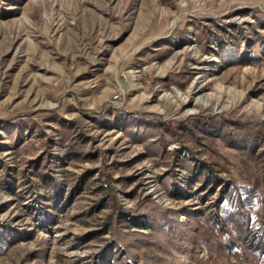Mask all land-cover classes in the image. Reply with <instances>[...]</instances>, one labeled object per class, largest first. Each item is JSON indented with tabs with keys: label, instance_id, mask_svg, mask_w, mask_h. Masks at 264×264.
Returning <instances> with one entry per match:
<instances>
[{
	"label": "rangeland",
	"instance_id": "374dc122",
	"mask_svg": "<svg viewBox=\"0 0 264 264\" xmlns=\"http://www.w3.org/2000/svg\"><path fill=\"white\" fill-rule=\"evenodd\" d=\"M0 264H264V0H0Z\"/></svg>",
	"mask_w": 264,
	"mask_h": 264
},
{
	"label": "bare ground",
	"instance_id": "6f19581e",
	"mask_svg": "<svg viewBox=\"0 0 264 264\" xmlns=\"http://www.w3.org/2000/svg\"><path fill=\"white\" fill-rule=\"evenodd\" d=\"M185 100H186V99H185V98H183V101H185ZM204 105H205V106H207V103H205Z\"/></svg>",
	"mask_w": 264,
	"mask_h": 264
}]
</instances>
